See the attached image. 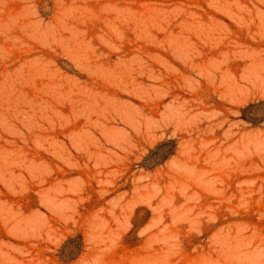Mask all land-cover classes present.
<instances>
[{"label": "rangeland", "instance_id": "obj_1", "mask_svg": "<svg viewBox=\"0 0 264 264\" xmlns=\"http://www.w3.org/2000/svg\"><path fill=\"white\" fill-rule=\"evenodd\" d=\"M0 264H264V0H0Z\"/></svg>", "mask_w": 264, "mask_h": 264}]
</instances>
